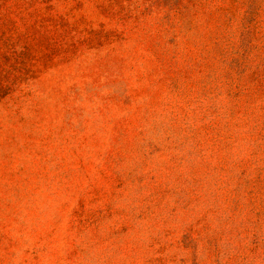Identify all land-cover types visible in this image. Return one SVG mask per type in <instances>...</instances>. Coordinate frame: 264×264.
I'll use <instances>...</instances> for the list:
<instances>
[{"label":"rangeland","instance_id":"1","mask_svg":"<svg viewBox=\"0 0 264 264\" xmlns=\"http://www.w3.org/2000/svg\"><path fill=\"white\" fill-rule=\"evenodd\" d=\"M0 264H264V0H0Z\"/></svg>","mask_w":264,"mask_h":264}]
</instances>
